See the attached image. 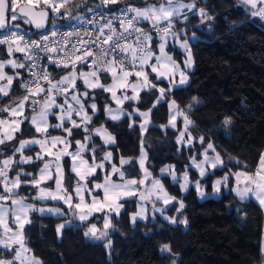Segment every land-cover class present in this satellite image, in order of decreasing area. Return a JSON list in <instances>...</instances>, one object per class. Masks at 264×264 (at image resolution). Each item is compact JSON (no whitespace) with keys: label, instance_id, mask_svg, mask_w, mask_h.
Here are the masks:
<instances>
[{"label":"snow or ice","instance_id":"6c2138e0","mask_svg":"<svg viewBox=\"0 0 264 264\" xmlns=\"http://www.w3.org/2000/svg\"><path fill=\"white\" fill-rule=\"evenodd\" d=\"M69 3L70 0H26L20 6L21 0H0V46H5L6 51V58L0 59V248L11 254L10 257L0 254V264H42L34 254L28 255L31 249L25 243L24 229L31 223V212L66 217L57 226L58 237L66 227L79 221L87 229L83 233L85 237L105 240L112 227V215L118 217L124 208L122 200L138 198L141 202L139 211L131 216L133 224L138 217L147 219L144 202L151 203L153 215L160 213L172 224L176 219L165 215L167 206L175 201L177 212L185 207L183 201L169 194L161 178L153 177L146 167L143 141L136 160L141 172L139 178L130 175L135 171L131 158L120 156L113 162L111 150L97 155L98 150L115 144V137L103 124L96 126L99 122L96 97L108 93L110 101L118 106L113 108L105 102L103 113L107 119L119 121L127 117L131 127L136 124L135 118H139L140 133H146L152 109L166 99V91L170 95L174 88L187 82L171 50H166L169 45L183 50L186 53L183 63L192 66L190 39L195 38V33L183 38L189 33L185 27L175 29L176 22L186 25L191 18L199 17L204 24L214 17L204 7H197L196 0H153L152 3L145 0L141 6L127 5L115 14L109 6L116 5L118 0H100L96 8L87 9L93 15L80 20L91 25L82 33L49 31L50 12L61 19L71 17V10L65 7ZM239 3L247 16L264 22V0H239ZM97 8H107L108 12H97ZM143 22L150 27L146 28ZM22 25L34 27L39 35L31 38L26 32L22 34ZM58 35L60 39H56ZM74 35L76 38L72 40ZM16 53L21 56L15 57ZM161 80L168 81L167 89L159 86ZM17 89L21 90L19 96ZM142 91L159 93L145 111L133 106L139 103ZM126 101L131 102V111L124 108ZM169 107L172 114L168 125L161 127L177 129V117L182 118L176 143L193 150L194 154L188 158L189 167L198 170L201 178L209 169L223 166L227 171L214 144L203 136H192L193 121L189 118L192 106H188L186 113L171 100ZM22 125H27V129H22ZM25 130L29 131L28 138ZM197 145L204 146L198 154ZM209 151L214 155H209ZM65 158H68L67 182ZM25 165L34 167L26 169ZM125 165L132 167L125 169ZM242 168L216 179L211 194H220L222 187H229L234 181L230 192L241 201L254 197L264 207V154L254 171H248L246 166ZM160 174L170 176L181 190H188L187 171L178 178L170 166L160 169ZM146 181L151 182L150 186L144 187ZM194 188L201 198L208 195L200 180L195 181ZM30 199L56 201L59 206H37ZM157 202L162 206L157 207ZM96 214L103 217L102 228L92 220ZM181 223L186 225L187 220ZM106 247H111L110 241ZM160 251L171 253L172 250L165 244ZM170 264L178 261L172 259Z\"/></svg>","mask_w":264,"mask_h":264},{"label":"trees","instance_id":"16d2710c","mask_svg":"<svg viewBox=\"0 0 264 264\" xmlns=\"http://www.w3.org/2000/svg\"><path fill=\"white\" fill-rule=\"evenodd\" d=\"M147 2L152 3L153 0ZM143 3L145 0H124L114 10ZM196 4L204 7L214 19L204 24L200 23L199 17L191 18L186 25L176 22L175 29L185 27L189 33L183 38L188 39L195 33V38L190 39L194 70L189 73V84L172 90L170 95L167 93L166 99L175 100L186 113L189 112L188 106H192L189 117L194 123L195 133L212 142L225 160L227 171L225 167L217 169L215 174H209L204 180L208 193H211L214 180L229 172L243 170L242 166L250 172L254 171L264 153V22L247 16L238 0H196ZM96 6V0H74L65 6L71 10L72 16L63 19L58 16L56 21L62 27L67 26L73 17ZM64 11L62 8L61 13ZM25 28L38 34L32 26L26 25ZM4 48L0 47V54L6 55ZM167 50H171L173 59L179 64L183 62L184 52L181 49H172L169 45ZM158 83L167 89L168 84L164 81ZM13 88L16 89L15 83ZM16 95H21V90L17 89ZM158 95V92L143 91L136 107L141 111L147 110ZM96 102L99 122L96 123L94 118V123L96 126L103 124L115 137V145L98 150V155L111 150L113 162L120 156L131 158L135 171L130 175L139 177L136 160L144 140L152 176L161 178L169 194L183 201L185 207L177 212L178 203L175 202L165 211L169 217L176 219L175 224H170L156 213L153 215L149 202L150 216L147 221L133 224L131 216L139 202L136 198L124 200V210L118 217L112 215V227L105 240L85 237L83 233L87 229L84 225L65 228L58 237L57 226L65 221L64 218L33 213L31 223L25 228V242L42 264H170L172 259H176L178 264H264V212L255 201H241L230 191L219 198L200 201L194 188L182 194L178 184L160 176V169L168 164L174 165L178 174L192 170L187 166L189 156L194 154L192 149L179 148L176 130L161 127L169 119L166 101L152 109V126L144 137L138 127L139 118H135L136 124L130 127L127 117L118 122L105 117L103 106L105 102L111 105L108 93L97 95ZM127 109L131 111L129 105ZM27 127L22 125V129ZM31 131L35 134L34 130ZM49 131L53 132L52 129ZM24 135L28 138L29 131L25 130ZM80 138L83 139V136ZM94 140L102 143L98 137ZM203 147L197 145L195 152L200 153ZM130 167L132 165L124 168ZM65 171L67 182V160ZM198 178V173L192 171V179L195 181ZM21 191L24 189L21 188ZM29 202L39 204L31 199ZM183 219L187 220L186 225L181 223ZM92 220L102 228V215ZM107 241L111 242L110 248L106 247ZM165 244L171 247V253L160 251Z\"/></svg>","mask_w":264,"mask_h":264},{"label":"rangeland","instance_id":"374dc122","mask_svg":"<svg viewBox=\"0 0 264 264\" xmlns=\"http://www.w3.org/2000/svg\"><path fill=\"white\" fill-rule=\"evenodd\" d=\"M239 1V0H238ZM25 26L26 25H22V31H24L25 30V32L29 35V36H33L34 35V33H32L30 30H28V29H26L25 28ZM27 30V31H26ZM183 51V50H182ZM185 55V57L183 58V60H185V58H186V53H184ZM14 56L15 57H19V56H21V54H19V53H16V54H14ZM4 58H6V55L5 54H0V59H4ZM192 63H193V60H192ZM194 64V63H193ZM187 68V66L185 65V69ZM6 71H8L9 73H10V70L9 69H6ZM11 74V73H10ZM143 92V91H142ZM141 92V93H142ZM118 94H119V91H118ZM164 101H166L167 103H168V110H169V117H170V115L172 114V109L169 107V103H170V101L171 100H167V99H165ZM129 103H131V102H129V101H126L125 103H124V108H126L127 109V106L129 105ZM137 104V103H136ZM136 104H134V107H136ZM111 107H113V108H115V107H118L114 102H111V105H110ZM180 109V108H179ZM185 112V111H184ZM152 113V112H151ZM106 117V116H105ZM107 118V117H106ZM190 118V117H189ZM123 119V118H122ZM122 119H120V120H122ZM181 117H177V129H172V130H176L177 132H178V134H179V131L180 130H182V124L180 123V121H181ZM191 119V118H190ZM109 120V119H108ZM119 120V121H120ZM112 121V120H111ZM168 121H169V119H168ZM114 122H118V121H114ZM166 125H168V123L166 124ZM165 125V126H166ZM152 126V118H151V115H150V124L148 125V130H149V128ZM163 129H171V128H165V127H162ZM108 131V130H107ZM109 132V131H108ZM148 132V131H147ZM146 132V133H147ZM110 133V132H109ZM146 133H143L142 134V136L144 137L145 135H146ZM111 134V133H110ZM112 135V134H111ZM113 136V135H112ZM178 136V135H177ZM192 136L193 137H199V136H202V135H198V133H195V131H194V123H193V126H192ZM114 137V136H113ZM204 137V136H203ZM113 145H115V144H110V145H107L106 147H110V146H113ZM179 146V148L181 149V148H183V146L182 145H178ZM215 146V145H214ZM143 147H144V149L146 150V152H147V160H146V167H148L149 168V166H148V162H149V154H148V150H147V148H146V146H145V144H144V140H143ZM216 147V146H215ZM203 149H204V147L202 148V151H203ZM216 150H217V152H219L218 151V149H217V147H216ZM201 151V152H202ZM196 154H197V152H195ZM139 155H140V153H139ZM209 155H214V153H212L211 151H209ZM220 156H221V154H220ZM139 157V156H138ZM221 158H222V160H223V162H224V166L226 165V163H225V160L223 159V157L221 156ZM189 164H190V162H189ZM137 165H138V163H137ZM125 166H127V165H125ZM124 166V167H125ZM174 167V165H170V164H168V165H166L165 167ZM188 168H190L189 167V165L187 166ZM164 168V167H163ZM224 167L223 166H221V167H218L217 169H223ZM138 169H139V165H138ZM174 169H175V173H176V175H177V177L178 178H180L181 176H182V173L181 174H178L177 172H176V168L174 167ZM192 170H189V169H187V170H185V171H187L188 172V174H189V180H190V184H189V187H188V190L187 191H183V190H181V188H180V191L182 192V194H186L191 188H194V183H195V181H197V180H200V182H201V184L202 185H204V187H205V191H206V193H208V191H207V182H205L204 180H205V178L209 175V174H211V173H213L215 170H217V169H215V170H212V169H209L208 170V174L205 176V177H203V178H201L200 176H199V178L197 179V180H193L192 179V171H196L197 173H198V170H196V169H194V168H191ZM150 170V169H149ZM139 173L141 174V172H140V169H139ZM152 173V172H151ZM229 174V173H228ZM228 174H226V175H228ZM198 175H199V173H198ZM160 176H161V174H160ZM164 177H167L168 179H169V182L170 183H172V184H175V183H173L172 182V180H171V177L170 176H164ZM136 178H139V177H136ZM113 179L115 180L116 179V177H113ZM218 179H222V177L221 178H218ZM162 180V179H161ZM181 182H182V180H181ZM214 182H215V180H214ZM214 182L212 183V185L214 184ZM150 181H146V183H145V185H144V187H148V186H150ZM162 183L164 184V182L162 181ZM234 181H233V185H234ZM232 185V186H233ZM164 186H165V184H164ZM243 186V185H242ZM165 188H166V186H165ZM229 188H230V186L229 187H222V191H221V193L220 194H216V195H213V194H211V193H208V195H206V197L205 198H201L200 197V195H199V193L197 192V194H198V198H199V200L200 201H204V200H206V199H208V198H219V197H221L222 195H223V193H225V192H228L229 191ZM195 189V188H194ZM166 190H167V188H166ZM234 193V192H233ZM235 194V193H234ZM128 199H132V198H128ZM137 200H138V198H136ZM138 207H137V210H136V212L135 213H137L138 211H139V208H140V201L138 200ZM121 203H122V201H121ZM157 203H159V202H157ZM175 203V201L172 203V204H169L168 206H167V208H166V210L165 211H167V209L169 208V207H171L173 204ZM144 204H145V207H146V216H147V219L149 218V216H150V213H149V202H144ZM162 205L159 203L158 205H157V207H161ZM124 210V208L123 209H121V212ZM134 213V214H135ZM157 215H159V216H161V214L160 213H156ZM165 215L166 216H168L166 213H165ZM162 218H163V216H161ZM169 217V216H168ZM147 219H145V220H141V219H139V217L137 218V221L136 222H138V221H147ZM164 219V218H163ZM165 220V219H164ZM168 223H170L168 220H166ZM170 224H172V223H170Z\"/></svg>","mask_w":264,"mask_h":264},{"label":"built area","instance_id":"2783aa9c","mask_svg":"<svg viewBox=\"0 0 264 264\" xmlns=\"http://www.w3.org/2000/svg\"><path fill=\"white\" fill-rule=\"evenodd\" d=\"M124 0H118V3L116 5H110L109 7L112 9V14H115L117 12H119L121 9H123L124 7L120 8V9H116L114 10V7L115 6H118L120 3H122ZM100 2V0H96V4L98 5ZM26 3V0H21V4L20 5H24ZM93 8H96V7H93ZM97 12H100V11H104V12H108V9L107 8H97L96 9ZM51 14V20H50V23H49V26H48V30H57L58 33H64V32H73V33H76V32H81L82 33V30L85 29V28H90L91 25H88V24H83L80 22V20H83V19H86L90 16L93 15L92 12H88V11H85L84 13H81L78 18L79 19H73L71 22H69L67 24V26H64L62 27L57 21V17L58 15H54L50 12ZM144 25L147 27H150L147 25V22H143ZM25 31H22V34L24 33ZM28 35V34H27ZM39 35L38 34H34L33 36H29L31 38H35ZM0 38H2V36H0ZM75 35L71 38L72 40H75ZM56 39H60V36L58 35L56 37ZM0 47H5V46H0ZM49 70H51V66L49 68ZM85 70H88V69H85ZM54 75H56V73H54ZM165 95L167 96V91L165 93Z\"/></svg>","mask_w":264,"mask_h":264},{"label":"crops","instance_id":"0c3cea01","mask_svg":"<svg viewBox=\"0 0 264 264\" xmlns=\"http://www.w3.org/2000/svg\"><path fill=\"white\" fill-rule=\"evenodd\" d=\"M72 1H74V0H70V3L72 2ZM69 3V4H70ZM197 7H199V6H197ZM167 50V49H166ZM192 54V53H191ZM185 55V54H184ZM185 57V56H184ZM192 60H193V58H192ZM184 61V60H183ZM194 63V62H193ZM192 63V66L189 68V67H187L186 69H185V64L182 62L181 64H180V69L185 73V75H186V77H187V82L185 83V84H183V85H179L178 87H176V88H174V89H178V88H183V87H186L188 84H189V82H190V78H189V73L190 72H192L193 70H194V64ZM179 79V77H177V80ZM162 81H164L166 84H168V81H166V80H162ZM173 89V90H174ZM177 105V104H176ZM178 106V105H177ZM75 118V117H74ZM51 119V118H50ZM22 127V126H21ZM82 140V139H81ZM102 142V141H101ZM114 146V145H113ZM111 147V146H110ZM264 154V153H263ZM86 156H87V153L85 154ZM97 155H98V153H97ZM99 156V155H98ZM46 159H47V157H46ZM66 160H68V158H65V161ZM65 173H66V171H65ZM66 182V181H65ZM49 183H51V182H49ZM42 186H46V185H42ZM248 200H253V201H255L257 204H258V202L255 200V198L254 197H249L247 200H244V201H248ZM124 200H122V202H123ZM39 204H37V206H44V205H47L48 207H55V205H49V204H47V203H49V202H52V203H58V202H56V201H45V202H40V201H37ZM259 205V204H258ZM56 206H59V205H56ZM260 206V205H259ZM260 208L263 210V212H264V207H261L260 206ZM33 213H37L38 215H40V216H44V217H52V218H64V219H66V217H60V216H55V215H47V214H45V215H42V214H40V213H38V212H31V213H29V218L31 217V215L33 214ZM121 213V212H120ZM97 215H101V214H96V215H94L93 217H95V216H97ZM65 222V221H64ZM63 222V223H64ZM83 224H81L79 221H74L73 222V226L72 227H74V228H76V227H81ZM27 226V225H26ZM26 226H25V228H26ZM97 227H99L98 225H97ZM66 228H69V227H66ZM109 230V229H108ZM24 231H25V229H24ZM26 243V242H25ZM27 245V244H26ZM28 247V246H27ZM29 248V247H28ZM262 248H263V251H264V237H263V245H262ZM7 253L6 252V250H4V249H2V248H0V253ZM33 253H32V251L30 252V253H28V255H32Z\"/></svg>","mask_w":264,"mask_h":264},{"label":"water","instance_id":"95a60500","mask_svg":"<svg viewBox=\"0 0 264 264\" xmlns=\"http://www.w3.org/2000/svg\"><path fill=\"white\" fill-rule=\"evenodd\" d=\"M20 6H24V5H20ZM50 20H51V14H50ZM49 26V25H48ZM33 30H35L36 32H38L34 27H32ZM39 33V32H38Z\"/></svg>","mask_w":264,"mask_h":264}]
</instances>
